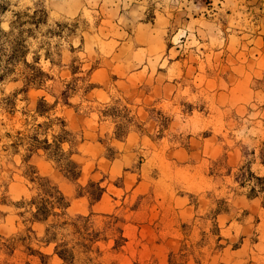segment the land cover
I'll return each mask as SVG.
<instances>
[{
    "label": "rangeland",
    "instance_id": "rangeland-1",
    "mask_svg": "<svg viewBox=\"0 0 264 264\" xmlns=\"http://www.w3.org/2000/svg\"><path fill=\"white\" fill-rule=\"evenodd\" d=\"M7 1L44 8L43 31L63 27L48 40L54 64L40 61L52 78L43 89L6 110L1 100L21 83H0V236L25 229L15 205L34 192L23 175L32 166L68 198L69 214L119 219L127 243L102 246V264H264L262 194L248 199L234 181L247 162L264 176V0ZM63 90L69 106L50 116L80 132L76 182L41 155L23 162L4 150L6 134L41 122L37 100L52 104ZM88 181L106 190L92 206L75 198ZM39 250L44 264H62ZM0 264L41 263L20 246Z\"/></svg>",
    "mask_w": 264,
    "mask_h": 264
},
{
    "label": "trees",
    "instance_id": "trees-1",
    "mask_svg": "<svg viewBox=\"0 0 264 264\" xmlns=\"http://www.w3.org/2000/svg\"><path fill=\"white\" fill-rule=\"evenodd\" d=\"M47 21V12L42 7L15 11L9 1L0 0V83H21L19 89L1 100L6 110L14 108L18 94L41 90L47 81L52 80L40 61L43 58L54 64V53H51L48 40L60 37L63 26L55 23V29L43 31ZM67 98V90L61 91L52 104L40 97L34 109V120L41 118V122L29 129L6 134L8 141L4 150L9 151L11 157L21 156L23 162L41 155L52 162L67 180L76 182L81 176V167L72 156L77 154L76 147L82 142L80 132L70 130L63 118L50 116L59 102L69 106ZM259 160L264 166V148L259 152ZM23 175L31 184H36L29 198H23L15 205L22 209L17 216L22 218L25 229L7 238L0 236V253L10 257L22 246L26 255L38 256L40 263L44 264L46 256L39 249L51 247L52 255L62 264H102V246L112 241L110 251L118 252L126 245L127 239L116 216L92 212L71 215L68 213L70 201L57 186L38 177L32 166H28ZM234 181L240 188L249 189L248 199L262 194L264 204V176L254 175L250 162L238 168ZM105 192L100 182L88 181L85 186H77L75 198L85 197L92 206L101 201ZM97 218L102 219L98 222ZM34 225L42 227L39 237L32 228ZM33 242L38 245L37 249L30 247Z\"/></svg>",
    "mask_w": 264,
    "mask_h": 264
}]
</instances>
